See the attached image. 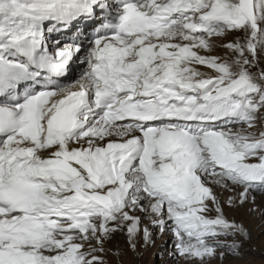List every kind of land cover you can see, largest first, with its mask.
<instances>
[{
	"label": "snow or ice",
	"instance_id": "obj_1",
	"mask_svg": "<svg viewBox=\"0 0 264 264\" xmlns=\"http://www.w3.org/2000/svg\"><path fill=\"white\" fill-rule=\"evenodd\" d=\"M261 54L264 0H0V264H106L117 231L152 243L137 211L186 260L243 259L224 203L264 191Z\"/></svg>",
	"mask_w": 264,
	"mask_h": 264
},
{
	"label": "rangeland",
	"instance_id": "obj_2",
	"mask_svg": "<svg viewBox=\"0 0 264 264\" xmlns=\"http://www.w3.org/2000/svg\"><path fill=\"white\" fill-rule=\"evenodd\" d=\"M50 35L52 37L59 36L58 33L56 35L51 33ZM67 36L71 37V33L66 34L64 37ZM242 36L243 33L241 32H229L221 38H214L217 47L211 54L226 58L228 53L220 45L235 41ZM62 40L70 41V39L66 40L64 38ZM258 65L260 68H264V54L259 57ZM201 69L204 68L201 66ZM204 70L206 71V69ZM208 186L213 188L219 197L225 196L221 200L222 202L226 201L230 196L238 200L239 193L243 191L242 187H236L234 191L229 192L222 190L215 184L209 183ZM252 197H255L254 204ZM253 208L256 211H251ZM224 212L229 220L242 223L249 230L251 238L243 243V259H237L232 255H227L223 259L216 256L212 259H206V264H247V262L264 264V214H262L264 213V191H250L248 201L242 206L236 204L228 207L227 203H224ZM135 214L142 218V226L148 224L152 233V243L145 247L143 241L140 240L137 242V250L133 252L129 248L126 233L119 231V237H116L117 234H113L111 239L105 244L106 251L102 255L106 264H199L198 260H186L176 252V239L171 231V221H168L165 230L161 232L158 227L150 224L144 213L137 211ZM210 215L212 214L210 213Z\"/></svg>",
	"mask_w": 264,
	"mask_h": 264
},
{
	"label": "bare ground",
	"instance_id": "obj_3",
	"mask_svg": "<svg viewBox=\"0 0 264 264\" xmlns=\"http://www.w3.org/2000/svg\"><path fill=\"white\" fill-rule=\"evenodd\" d=\"M109 1H111V0H109ZM113 1V0H112ZM109 3V2H108ZM109 4H111V3H109ZM112 4H114V1H113V3ZM99 12H100V10H98L97 9V14H96V16H95V18H97V19H99L100 17H99ZM83 20V19H82ZM82 20H80L79 22H74V25H75V27L71 30V31H69V33H71V35L72 36H74V35H76L77 34V30H79V31H82L83 33H84V35H89V29L91 28L90 26L91 25H89V24H93L94 22H93V20H89V21H87V23H84V22H82ZM68 32H66V34H69ZM55 35H56V33H54ZM65 34V35H66ZM227 34V33H226ZM225 34V35H226ZM86 35V36H87ZM62 38H64V39H66L65 37H61V39ZM81 38H83V37H81ZM82 67L83 66H81L80 64H79V62H77L74 66H73V72L72 73H70L69 74V76H68V80H67V83L68 82H71V81H73L74 79H76V78H78V76H79V74H80V71L82 70ZM201 71H205L204 69H201ZM213 189V188H212ZM225 198V196L224 195H222L221 197H220V199L221 200H223ZM172 225V224H171ZM114 234H117L116 235V237H119L118 235H119V231H117V232H115Z\"/></svg>",
	"mask_w": 264,
	"mask_h": 264
}]
</instances>
